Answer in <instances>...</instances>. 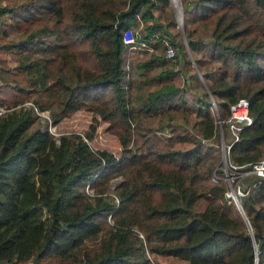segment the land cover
<instances>
[{
    "label": "trees",
    "instance_id": "16d2710c",
    "mask_svg": "<svg viewBox=\"0 0 264 264\" xmlns=\"http://www.w3.org/2000/svg\"><path fill=\"white\" fill-rule=\"evenodd\" d=\"M43 1L26 6L27 15L43 5L61 23L60 0ZM169 5L170 0H71V24L63 33L45 26L30 36L32 51L18 67L30 74L39 97L31 106L0 100L11 108L0 114V264H153L148 253L188 264H264V178L245 177L244 193L238 194L251 234L227 195V183L212 181L213 169L205 165L211 153L203 141L217 134L211 95L226 118L245 98L251 122L240 121L228 155L242 172L264 159V0H182L186 42L172 35L174 57L151 52L137 61L142 84L153 85L139 96L137 77L125 66L124 52L133 48L124 33L139 26L140 15L146 34H138V41L158 33L163 41L167 25L175 28L176 22L173 16L167 25L154 21L152 7ZM10 11L0 8V17ZM75 42L88 43L92 65L81 64ZM188 47L202 74L191 79H210L209 90L192 94L175 82L180 58L191 63ZM215 62L224 68L209 67ZM192 98L198 106L194 121L186 108ZM35 106L49 110L53 124L80 109L95 115L83 134L56 137ZM179 112L186 115L181 122ZM166 113L172 121L159 129L174 132L187 123L200 138L179 133L178 141L190 146L151 145L138 152L133 124L139 129L142 116ZM98 117L120 130L121 154L89 143ZM116 177L122 179L112 187Z\"/></svg>",
    "mask_w": 264,
    "mask_h": 264
},
{
    "label": "rangeland",
    "instance_id": "374dc122",
    "mask_svg": "<svg viewBox=\"0 0 264 264\" xmlns=\"http://www.w3.org/2000/svg\"><path fill=\"white\" fill-rule=\"evenodd\" d=\"M34 1L36 0H0V8L9 10L12 9V11L3 14L0 17V100L3 101L4 105H11L14 102L34 103L35 100L39 97L36 87H31L30 85V74L25 69L18 67L22 55L31 53L32 51V46H30V43L27 42L30 36H32V33L45 26L57 29L61 33H63V30L71 24V0H60V3L64 5V17L62 22L58 25H56L55 23L53 14L49 12L43 5H40L34 12H31L27 15L25 11L26 6L28 7ZM45 2L46 0L43 1V3ZM179 10V0H170V5L166 9H162L158 6H153L152 11L153 14H155V18L153 20L167 25L168 20L173 16L176 22L175 28H168L167 25L166 30L168 29V33L164 32L165 29L162 30L161 33L164 32L163 35H166L169 40L170 36L175 35L177 39L182 38L186 42L184 17L182 18V20L178 18L177 14L180 13ZM26 15L28 16V18L25 17ZM137 19L139 20V26H131L134 33H136L135 39H138V34L139 38L142 34H146L144 29L145 21L140 15H137ZM158 36L160 37L159 33L156 37L151 36L148 38V43L153 49L133 48L131 50L128 49L124 52L125 66L129 67V72L133 74L134 77H137L135 79L136 84L139 85L140 88H142V90L138 93L139 96H145L147 92L153 88V85H148L145 83L142 84L144 79L143 76L140 75L141 70L136 68L137 61H141L151 52H155L157 54H162L163 56H165L164 41L159 39ZM260 36L261 35H259L258 37L260 38ZM22 40H24L25 43L19 45L18 42ZM64 40L66 41V38ZM87 45L88 43L85 42H75L72 45L73 49L79 55V60L82 65H92L93 63L92 58L88 55L89 53L87 52ZM188 50L191 63L185 62L184 59L180 58L181 64L177 67L179 73L175 77V82L179 85L186 86L188 91L192 94H194L195 92L200 93L202 89L209 90V85L212 82L210 79L202 78V76H200V80H197L195 77L193 78L194 80L191 79V76L193 74H195L196 72L201 74V72L200 67L196 63L194 55L190 51L189 47ZM56 63L58 64L57 61ZM210 66L214 68L223 65L219 62H215L214 65L210 64L209 67ZM191 93L190 95H192ZM211 99L213 101L211 112L213 113L215 118L217 134L216 138L214 139H203L205 148H207L211 153L206 158L205 165L212 167L213 169L212 181H218L219 179L224 180V182L227 183L228 187L227 195L230 197L236 195L238 197V194L243 195L244 193L241 190V186L243 185L242 181L245 177L253 173L246 174L236 169L237 166L235 167L234 164L231 163V160L229 158L227 144L237 136L238 131L243 123H240L238 121L235 122L234 120L229 121V117H225V112L217 104L216 97L211 95ZM197 107L198 106L196 104V101L193 98L189 99L186 108L189 112H191L190 119L192 121L196 119L195 114ZM44 112V114H50L49 110H46ZM94 115L95 114L90 111L80 109L73 113L71 116L63 118L59 123L53 124V126H55V129L53 130L52 134H54L56 137L63 133L72 132H79L83 134L89 128V124L92 122V117ZM177 116L178 118L176 120L178 122L186 119V115L182 112L177 113ZM98 118V131L95 137L89 141V143L93 148L108 149L118 155L121 154L122 145L117 134V132L120 130L117 128L109 127L110 125L107 121L102 120L101 117ZM218 118H221L219 120H223V122L224 120L227 121L229 127L226 126V122H222L221 124V121H219ZM45 120L46 117L41 115L42 123H45ZM163 121L164 124H168L172 121L169 117V114H167L164 118L162 117V115L142 116L141 122L139 124V129L134 126L136 124H133L132 146L135 147L138 152L150 151L148 147L151 145H154L155 150H166L169 148L190 146V143L188 142L183 143L178 141L176 135L179 133L189 134L200 138L201 134H199L197 129L193 125L187 123H184V125L180 126L179 130L174 132L171 131L169 127H166L165 129H159L160 124H162ZM43 127L45 128L46 124L43 125ZM46 128H48V125ZM232 167L235 168V171H233ZM222 170L224 171V174L219 173ZM121 179V177L113 178L112 187H115ZM86 191L88 193H93L94 188L88 185L86 186ZM204 205L205 202H201L198 205V209H202ZM108 220L109 222L113 223L112 216H109ZM148 255L152 258L153 264H155V258L160 263L188 264L187 261L172 256H154L151 253H148Z\"/></svg>",
    "mask_w": 264,
    "mask_h": 264
},
{
    "label": "built area",
    "instance_id": "2783aa9c",
    "mask_svg": "<svg viewBox=\"0 0 264 264\" xmlns=\"http://www.w3.org/2000/svg\"><path fill=\"white\" fill-rule=\"evenodd\" d=\"M136 35L134 33V31L131 28H128L125 33H124V40L127 44H129V46L131 48H144V49H153L149 43L147 41H138V39H135ZM163 41H164V46H165V56L167 58H172L176 55V46L170 42V40L168 39V37L166 35L163 36ZM24 105L27 106H31L34 105L33 102H25ZM241 106V111L245 108L244 113H242L241 111L237 112L235 111V106ZM38 114L41 116H45L46 119H49V124H48V129L50 132L53 133V130L55 129V126H53V122L50 118L49 114H44V111L39 110L36 106H35ZM9 109L6 106L0 105V114H3L7 111H9ZM248 100L245 98H241L240 101L232 106V115L229 117V121L230 120H234L235 122L238 121H243L246 123H250L251 122V117H249L248 115ZM221 118H218V120ZM221 121V124L223 122V120H219ZM224 122H227L224 120ZM223 122V123H224ZM237 137V136H236ZM230 149V145L227 144V151L229 152ZM244 173H253L256 174L260 177L264 178V159L259 160L258 162H255L252 167L249 170L244 171ZM25 264H32L31 262H27Z\"/></svg>",
    "mask_w": 264,
    "mask_h": 264
},
{
    "label": "water",
    "instance_id": "95a60500",
    "mask_svg": "<svg viewBox=\"0 0 264 264\" xmlns=\"http://www.w3.org/2000/svg\"><path fill=\"white\" fill-rule=\"evenodd\" d=\"M180 10H181V19L180 20H182V18H183V5H182V0H180ZM232 197L235 199V202H236V204H237V206H238V208H239L242 216L244 217V219H245L247 225L249 226V228L251 229V234H253L252 233L251 224H250V222H249V220H248V218H247V216H246V214H245V212H244V210H243V208H242V206L240 204V201H239L238 197L236 195H234Z\"/></svg>",
    "mask_w": 264,
    "mask_h": 264
},
{
    "label": "bare ground",
    "instance_id": "6f19581e",
    "mask_svg": "<svg viewBox=\"0 0 264 264\" xmlns=\"http://www.w3.org/2000/svg\"><path fill=\"white\" fill-rule=\"evenodd\" d=\"M174 3V2H173ZM179 5H180V0H179ZM175 6V5H174ZM176 11H177V9H176ZM179 14H177L178 15V18L179 19H181V10H179ZM235 111H237V112H239V111H241V106L240 105H238V106H235ZM244 111H245V108L241 111L242 113H244Z\"/></svg>",
    "mask_w": 264,
    "mask_h": 264
}]
</instances>
